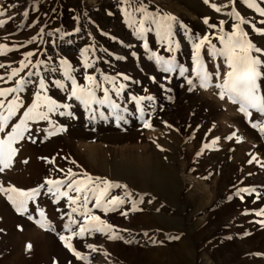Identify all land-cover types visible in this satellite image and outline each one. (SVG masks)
Masks as SVG:
<instances>
[{"label":"rangeland","instance_id":"374dc122","mask_svg":"<svg viewBox=\"0 0 264 264\" xmlns=\"http://www.w3.org/2000/svg\"><path fill=\"white\" fill-rule=\"evenodd\" d=\"M144 2L152 12L177 18L178 23L173 28L174 39L180 45L176 61L189 70L192 48L185 32L189 37L203 36L206 32L219 35L220 20L225 21V31L231 32L232 23L237 22L228 15L233 6L244 19L255 23L257 28H264L260 23L264 17L248 8L245 0H235V5L228 0H210L217 5H228L220 13L205 5L203 0ZM258 3L264 8V0ZM122 7V0H0V12L4 13L0 21H7L0 25V44L10 48L17 46V50L0 55V63L19 67L18 61L23 59L25 51L36 53L32 63L36 59L64 57L76 67L78 82L83 84L79 50L93 44L100 57L96 68L103 73L121 72L140 80L157 97V112L151 128H143L131 117L128 124L121 122L120 127H116L112 118L89 122L80 108L76 109V120L60 117L58 122H63L67 130L47 139L43 134H36L35 143L25 138L15 145L18 152L10 171L6 169L10 172L7 173L8 181H0L23 189L33 188L42 184L46 177L63 178L65 173L56 170L60 167L65 172L72 168L74 172L86 171L93 177L126 184L140 210L128 211L125 218L120 213L131 208L130 202L107 214L93 209L96 215L115 226L114 233L121 238L108 240L106 234L100 233L74 238L73 246L88 256L87 264H264V228L255 223L264 217H257L251 211L242 215L245 209L264 206V167L255 162L247 163L254 154L264 164V140L237 111L239 105L232 104L227 97L219 98L215 73L219 71L222 83L223 73L229 70L224 59L209 56L205 46L202 57L206 69L213 73L211 86L190 93L177 70L170 74V82L161 81L171 89L164 93L147 77L152 75L159 79L165 74L149 59L141 47L143 41L133 35V29L120 11ZM205 16L210 17L209 22L217 28L209 29L204 25L202 18ZM180 23L185 28H180ZM242 27L256 46L264 47V36L255 33L248 24ZM32 36L37 39L27 43ZM145 38L150 49L159 55H168L163 51L164 45L157 43L154 32L146 33ZM210 42L220 47L215 36H210ZM21 44L24 46L19 47ZM132 51L136 52L135 57L130 55ZM117 56L126 59L117 60ZM8 70L0 69V76L6 79ZM27 71L19 73L14 80L25 76ZM186 75H191L190 71ZM56 78L62 79L59 75ZM260 83L264 92V81ZM8 86H13V82L0 81V87ZM131 90L142 92L138 85ZM32 91L34 88L29 85L27 91L9 94V98L19 95L30 102ZM49 94L56 99L63 97L54 87ZM126 95L127 92L122 94V98ZM166 96H171L172 100H167ZM159 105H163V111L159 110ZM252 118L264 119L255 112ZM42 126L46 125L42 122ZM233 132L241 138L240 142H236L235 137L225 139ZM217 137L219 139L213 144ZM205 143L209 148L197 156ZM44 157L56 159L54 163H47ZM70 160H75L79 168ZM5 173H0V178ZM240 187L255 188L261 198L253 203L255 195L245 196L242 202L234 195ZM123 191L111 189L108 198L122 195ZM230 195L231 200L228 199ZM53 198L50 195L37 198L44 217L36 212L37 205L31 202L29 213L23 216L12 206L10 210L0 206V264H54V261L55 264H86L73 257L59 240L67 222L65 213L71 209L66 207L67 201L63 198L57 204L52 203ZM93 202L89 201V207ZM29 214L32 220L27 218ZM37 221L45 226L40 227ZM49 225L54 230H46ZM86 243L96 245L97 251L85 247Z\"/></svg>","mask_w":264,"mask_h":264},{"label":"snow or ice","instance_id":"6c2138e0","mask_svg":"<svg viewBox=\"0 0 264 264\" xmlns=\"http://www.w3.org/2000/svg\"><path fill=\"white\" fill-rule=\"evenodd\" d=\"M228 2L235 5V0H228ZM122 3L124 7L120 11L127 18L128 25L133 29V35L138 40L143 41L141 47L148 54L149 59L155 62L159 72L165 74L159 79L149 75L147 78L152 84H158L164 93L170 92L171 89L161 81L170 82L172 79L170 74L178 70L179 75L184 78L188 92L191 93L197 88L207 89L210 87L213 81V73L206 69L202 57V49L207 46L208 55L213 58H223L226 67L229 69L223 73L222 83L219 80V71L215 73V87L220 90L219 98L224 100L227 97L232 104L239 105L237 111L243 114L250 127L255 129L260 138L264 140V119L252 118L254 112L258 113L259 117H264V92H262L260 83V81H264V47L256 46L249 39V33L244 30L242 25L248 24L255 33L261 36H264V28H257L255 23L244 19L233 6L228 15L237 22L232 23L231 32L225 31L224 20L219 21V35L206 32L203 36L189 37L188 33L185 32V38L189 40L192 48V64L189 70L176 61L175 54L180 45L174 39L173 28L178 23L177 18L174 15L150 11L144 0H122ZM203 3L217 13H220L222 8L228 7L227 4L210 3V0H203ZM245 3L248 8L264 17V8L259 6L258 0H245ZM136 14L139 16L137 17ZM0 15H4V13L0 12ZM8 19L12 18L9 17ZM202 20L209 29L217 28L216 24L209 22L210 17L205 16ZM5 23L7 21H0V25ZM35 23L36 21H33V24ZM260 23L264 24V20H261ZM32 26L29 25V27ZM179 26L185 28L182 23ZM42 32L43 29H41ZM151 32L155 33L157 43L164 45L163 51L168 54L167 56L159 55L149 48L145 34ZM210 36H215L219 41V48L210 42ZM36 39L37 36H32L27 43L31 44ZM23 46L22 44L19 45V47ZM13 50H17L16 45L10 48L6 44H0V55ZM39 51L43 50L39 49ZM104 51L107 52L106 49ZM108 54L111 55V53ZM22 55L23 59L18 61L19 67L0 63V69H9L6 72V79L5 76H0V81L5 84L9 81L13 82V86L0 87V173L5 172L6 169H11L13 166L14 157L18 152L15 145L25 138L35 143L36 134H43L47 139L65 132L67 126L58 120L65 116L71 120H76L78 118L77 108L83 109V114L89 122L112 118L116 121V127H120L121 122L128 124L131 117L138 121L143 128L152 127L151 121L157 112V97L151 94L149 88L143 86L140 80L121 72L103 73L99 68H96V61L100 57L96 54L95 45L90 44L79 50V64L84 70L83 84L78 82L77 69L67 58L61 57L55 60L53 57H49L48 60L36 59L35 63H32V58L36 55L35 52L25 51ZM130 55L135 57L136 52L132 51ZM116 59L125 60L126 57L117 56ZM25 69H28L25 73L27 78L20 76L14 80V77H17ZM89 69H93V71L89 72ZM189 71L191 75H186ZM57 75L62 79L56 78ZM32 77H35V80ZM29 85L34 88L30 102L22 100L19 95H12L9 98V94L27 91ZM137 85L142 88V92L137 93L131 90L133 86ZM52 87L59 89L63 93V97L60 99L53 98L49 94ZM98 92L102 95H98ZM125 92L127 95L122 98V94ZM165 98L169 101L172 100L171 96ZM159 110H164L163 105H159ZM14 117H16L15 120H13ZM9 121L12 122L9 123ZM42 122L46 126H42ZM162 122L167 127H172L166 121ZM233 137L236 138V142H240L241 138L236 136L235 132L225 139L231 140ZM218 139V137L214 138L212 143L214 144ZM206 148H209L207 143L196 155H201ZM42 159L47 163H54L56 158L44 157ZM62 159L67 158L62 157ZM69 162L76 165L75 160ZM253 162L264 167V164L254 154L247 163L252 164ZM76 166L79 168V165ZM56 170L65 173L63 178L46 177L42 184L33 188L23 189L11 183L5 185L0 182V196H3L12 208L22 216L29 213L31 202L37 205L36 212L44 217V210L39 207L37 201V198L42 195L54 197L52 199L53 204H57L62 198L66 200V207L70 208L71 211L65 213L67 222L63 225L64 232L59 234V240L73 257L77 260H84L87 264L88 256L73 246L74 238L83 239L85 235L91 236L94 233L106 234L108 240L121 238L115 235V226L96 215L93 209L107 214L130 202L131 208L120 213L125 218H127L128 211H139L140 209L137 208V201L133 199V194L128 190L126 184L105 177H93L86 171L74 172L72 168H68L66 172L60 167H57ZM111 189H123L124 191L122 195H112L111 198H108ZM70 193H74V195ZM234 195L238 196L242 202L245 196L255 195L253 203L261 198V194L251 187L237 188ZM232 198L231 195L228 197L229 200ZM90 200L94 201L91 207H89ZM148 202L151 203V201ZM57 211L59 212L60 209L57 208ZM250 211L257 217H264V206L253 210L245 209L242 215H248ZM27 218L32 220L33 216L29 214ZM61 218L63 219V217ZM37 223L42 228L45 226L41 221H37ZM255 223L264 228V218L256 220ZM73 225L76 227L73 228ZM46 230L54 229L49 225ZM172 239H178V237H172ZM125 243H131V241H125ZM85 247L93 252L97 251V246L92 243H86ZM254 255L262 254L255 253Z\"/></svg>","mask_w":264,"mask_h":264},{"label":"bare ground","instance_id":"6f19581e","mask_svg":"<svg viewBox=\"0 0 264 264\" xmlns=\"http://www.w3.org/2000/svg\"><path fill=\"white\" fill-rule=\"evenodd\" d=\"M90 150H93L95 147H88ZM9 171H10V169H9ZM6 173L5 174H3V176L0 178V180L1 181H8V177H7V173H10V172H8L7 170L5 171ZM0 181V182H1ZM7 202V200L3 197V196H0V206H6L9 210H10V207H11V204H9L8 202L5 204V203ZM10 213H13V212H11L10 211ZM8 246V245H7ZM6 246V247H7Z\"/></svg>","mask_w":264,"mask_h":264},{"label":"crops","instance_id":"0c3cea01","mask_svg":"<svg viewBox=\"0 0 264 264\" xmlns=\"http://www.w3.org/2000/svg\"><path fill=\"white\" fill-rule=\"evenodd\" d=\"M0 256H1V254H0Z\"/></svg>","mask_w":264,"mask_h":264}]
</instances>
